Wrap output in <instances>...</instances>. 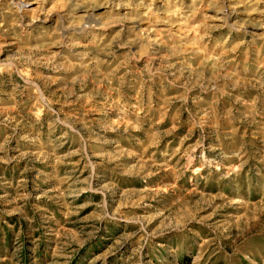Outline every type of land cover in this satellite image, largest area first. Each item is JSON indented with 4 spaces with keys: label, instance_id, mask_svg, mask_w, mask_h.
<instances>
[{
    "label": "rangeland",
    "instance_id": "obj_1",
    "mask_svg": "<svg viewBox=\"0 0 264 264\" xmlns=\"http://www.w3.org/2000/svg\"><path fill=\"white\" fill-rule=\"evenodd\" d=\"M111 1L0 0V264H264V0Z\"/></svg>",
    "mask_w": 264,
    "mask_h": 264
},
{
    "label": "bare ground",
    "instance_id": "obj_2",
    "mask_svg": "<svg viewBox=\"0 0 264 264\" xmlns=\"http://www.w3.org/2000/svg\"><path fill=\"white\" fill-rule=\"evenodd\" d=\"M112 1H114V0H112ZM111 1V2H112ZM117 2V1H116ZM264 2V1H263ZM113 3V2H112ZM20 5V4H19ZM227 8V7H226ZM93 9V8H92ZM224 10H225V8H224ZM227 10V9H226ZM91 11H94V9L93 10H91ZM89 12V15H87L86 16V18H88V20H89V18H90V16L92 15V12ZM223 12V11H222ZM85 14H88V13H85ZM94 14V13H93ZM224 14V13H223ZM231 14V13H230ZM228 15V14H227ZM225 17H226V15H225ZM91 20H92V16H91V18H90ZM87 20V19H86ZM91 20H90V22H91ZM89 22V21H88ZM261 27V26H260ZM261 29V28H260ZM1 46V45H0Z\"/></svg>",
    "mask_w": 264,
    "mask_h": 264
}]
</instances>
